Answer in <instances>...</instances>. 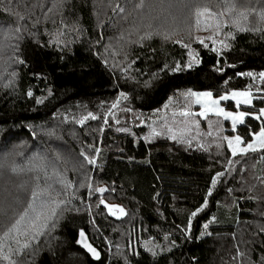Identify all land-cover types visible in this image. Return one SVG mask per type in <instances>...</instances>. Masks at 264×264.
I'll use <instances>...</instances> for the list:
<instances>
[{
    "label": "trees",
    "instance_id": "trees-1",
    "mask_svg": "<svg viewBox=\"0 0 264 264\" xmlns=\"http://www.w3.org/2000/svg\"><path fill=\"white\" fill-rule=\"evenodd\" d=\"M197 2L213 12H220L225 6L223 0ZM138 3L140 0H111L109 6V0H69L62 11L54 8L49 12L53 0H12L10 13L4 11L5 4H0V161L3 153L13 150L15 145H22L16 151L24 153L23 157H15L17 163H23L33 152L47 154L50 160L54 159V153H59L62 160L57 167L61 171L67 167L66 177L75 183L80 173L72 172V164L82 159L79 152L81 149L90 152L87 145L99 147L97 167L92 169L94 186L114 188L115 192L104 194L106 201L121 205L127 213L125 218L117 220L103 206L97 209L99 195L96 194L91 201L95 224L89 223L85 211L66 212L59 226L36 242L40 251L35 256L22 253L13 259L20 260L21 264H123L116 254V245H120L131 264H153L151 256L140 246L148 241L170 249L156 258V264H259L264 257V183H261L264 160L260 158L264 152L246 155L240 163L228 165L227 159L240 158L231 157L225 146L218 154L217 149L191 148L162 137L146 143L145 127H131L128 116L132 115L130 119H137L139 115L147 117L161 110L170 101L169 97L173 100L188 89L206 90L210 84L214 96L245 90L254 84L252 106H241L239 110L257 111L264 107V100L260 99L264 97V84L259 79L253 81L235 75L264 71V33L237 32L235 40H229L230 48L222 56H216L210 50L211 41H206L209 48L204 49L189 39L187 31H177L173 39L190 43L202 63L172 72L174 62L188 61L187 50L180 45L155 36L143 41V46L127 43L138 41L148 30L147 19L141 20V17L154 16L159 11L149 8L158 0H144L143 8H137ZM229 3L235 5L236 13L264 7V2L257 0H229ZM116 4L124 8L123 13L119 9L112 11ZM17 14L24 19L18 20ZM175 15L174 26L183 28L185 13ZM164 16L161 13L160 20L152 21L153 25L162 23ZM226 18L231 23L227 14ZM76 24L85 30L82 35L71 32ZM241 24L264 29V21L251 12L245 22L241 19ZM17 26L28 31L23 32L24 39L13 53L7 45L16 43L11 37ZM205 28L202 23L201 30L193 28L191 34L208 37L212 33ZM58 29L69 32L67 38L72 41L67 48L61 45L63 51L55 45ZM50 39L54 41L52 44ZM124 52L128 53L127 61ZM12 55L22 58L25 64L9 60ZM105 59L107 66L103 63ZM114 63L117 67H113ZM165 64L168 69H164ZM121 68H127V75L134 79H125ZM13 71L17 73L15 77L10 75ZM145 81L150 82L147 87ZM29 89L32 97L26 95ZM121 91L128 94V99H121L118 107L112 109L108 125L99 132L103 114L116 102ZM37 97L42 103H36ZM225 106L228 110H237L232 101ZM125 107L133 111H122ZM89 111L100 119H89L84 125L75 123V119ZM112 114L120 124L115 123ZM262 121L246 117L245 124L238 125L236 132L227 120L223 126L230 135L239 134L247 141L249 131H259ZM117 127H128L130 132H117ZM63 160L68 161L67 165ZM217 171H224L226 175L218 179L207 207L193 217L190 233H182L187 216L203 203L211 186V176ZM22 181L31 183L30 176L14 174L7 166L0 168V208L12 204L17 212L23 210L26 204L16 206L12 200L17 193L16 185ZM78 194L87 200L86 189H78ZM29 195L30 192L24 194L25 201ZM74 203L79 206V201ZM213 216L216 219L203 229ZM80 228H84L90 242L101 253L100 261L75 243ZM4 230V217L0 216V233ZM201 232L210 234L201 235ZM165 234H169L168 240H164ZM173 240L175 246L171 243ZM129 243L133 250L140 252L139 258L132 256L127 247ZM0 264L6 262L0 261Z\"/></svg>",
    "mask_w": 264,
    "mask_h": 264
},
{
    "label": "snow or ice",
    "instance_id": "snow-or-ice-1",
    "mask_svg": "<svg viewBox=\"0 0 264 264\" xmlns=\"http://www.w3.org/2000/svg\"><path fill=\"white\" fill-rule=\"evenodd\" d=\"M68 2L69 0H53V4L52 7L49 8V12H52L54 8L62 11ZM257 2L262 3L264 0H257ZM11 3L12 0H7L6 4L5 0H0V4H5V12H11ZM223 3L225 6L222 11L213 12L206 5L198 3L197 0H158L157 4L149 5L150 10L152 11L159 9V11L156 12V15L141 17V20L147 19L148 23L145 25V27L148 30L140 35L138 41H128L127 43H138L140 46H143V41L151 40L155 36L161 38L163 41H171L176 45H180L182 48L187 50L188 61L183 64L179 61H176L174 62V66L170 69L172 72H179L183 69H190L193 67V65H199L202 63V60L199 57V53H197L192 48L190 43H185L181 39H173L177 31H187L189 33V39L198 43V45L204 49L209 48V44L206 41H211L210 50L216 56H222L224 54V50L230 48L229 40H235L237 32L244 33L251 31L254 33H264V29L247 28L241 24V19H248V12L255 14L261 21H264V7H261L259 10H257L255 7H252L245 11L236 13L235 5L229 3V0H223ZM109 6H111V0H109ZM144 6V0H140V3L136 5L137 8H143ZM117 9H119L120 13L124 12V8L120 7L119 4H116L115 7L112 8V11L115 13ZM161 13H167V15L164 16L162 23H158L154 26L152 21L160 20ZM175 13H185L183 17V28L174 26L176 21ZM226 14L231 18V23H229V20L226 18ZM17 16L18 20L24 19V17L19 16V14H17ZM45 19H48L47 14H45ZM193 20L194 24L192 23ZM169 21H171V23H169ZM61 23L63 24V20ZM202 23L206 26L205 30H211L212 34L208 37H201L199 35L193 36L191 34L192 29L195 28L196 31H200ZM165 25L168 26L165 27ZM64 27L67 26L65 25ZM226 28L229 29V31H224ZM25 31H28L27 28L21 26H17L14 29L11 39H14L16 43L7 45L13 50V53L18 51L19 42L24 39L23 32ZM84 31L85 30L78 24L74 25L71 29V32L77 33L78 35H82ZM29 35L34 36L35 34L29 32ZM69 35V32H66L62 29L57 30V39L55 40V45L61 51H63V48H67L68 44L72 42L67 38ZM102 38L103 37L101 36V39ZM122 38L123 37L121 36L120 39ZM262 38H264V36H262ZM53 42V40H49V44H52ZM217 44H219L220 47H217ZM61 45H63V48H61ZM105 50L107 51V47ZM8 59L19 65L25 64V61L16 55H12ZM124 59L125 61L128 59L127 52H124ZM224 62L227 63L226 60ZM103 63L105 66H107V59H105ZM131 63H135V61H132ZM217 63H219V61H217ZM130 66L131 64H128V67ZM113 67H117V65L114 63ZM168 68L169 66L165 64L164 69ZM221 70L222 69L217 68V71ZM121 74L125 79H134L133 77L127 75V68H121ZM10 75L11 77H15L17 73L13 71L10 73ZM235 75L238 77L246 76L251 78L253 81L259 79L261 83L264 84V71H260L259 73H254L252 71L237 72ZM154 78H156L155 73H153V79ZM9 83H11V81H9ZM149 83V81H145L144 86L147 87ZM224 83L227 84L228 81L225 80ZM7 86L8 85H5V87ZM253 86L254 84H250L245 90L225 91L223 94L216 96H214V93L211 90L213 87L211 84L208 86V89L202 91H193L192 89H188L183 95L190 104H198L200 106V111L198 113H194L188 109H185L181 112V115L185 117V128L181 130V134L178 135L177 131L174 130V128L169 125L167 121L161 124L159 128L154 126L156 121H153L152 124L148 125L150 131L148 135L143 137V139L147 143L156 137L167 135L169 140L175 141L178 144H186L191 147L192 139L185 137L183 132L190 131V123H195L197 127H199V124L194 119L189 121V118L196 116L207 117L209 113H212L217 117H223L224 120L231 121L233 132L237 131L238 125L245 124L246 117H252L254 120H261V118L264 117V107L259 108L257 111L239 110L241 104H253V94L251 92V88ZM259 90L260 89H258V91ZM26 95L32 97L33 92L29 89ZM121 99L127 100L128 94L124 91L119 93L116 102L113 103L108 111L103 114V125L100 126L99 132L102 133L104 131V126L108 125L109 122V114L112 113V109L118 107ZM168 99L171 100L172 97H169ZM260 99L264 100V97H260ZM222 101H234L237 110H226L224 107L220 106ZM36 103H42V99L37 97ZM167 107L168 105L166 104L165 108ZM122 111L130 113L133 110L131 108L125 107L122 109ZM112 115L115 119V123L120 124V120L115 118L114 114ZM136 118L140 119V117ZM89 119L98 120L100 117L89 111L86 113V115H82L79 119H75V123L84 125L85 121ZM144 123L145 121L140 119V124ZM213 123H215L218 132L222 131L220 128V120H216L215 122L209 120V128L213 126ZM116 131L121 133H129L130 129L128 127H117ZM208 135H211V132H209ZM248 135L250 138L247 141H245L244 137L239 134L217 137L215 147L218 150V154H220V150L223 149L224 145L226 144V151L231 154V157L240 158L235 161L230 158L227 159L228 165L240 163V161L249 153L264 152V121L261 122L259 131L250 130ZM199 146L204 148L203 144H200ZM21 147L22 145L13 146V150L3 153V159L0 161V168L7 166L14 174H28L31 181V183H29V181H22L16 185L17 193L12 197L13 204L16 206L26 204L22 211L17 212L16 207H13L12 204L0 208V216L4 217L5 223V230L3 233H0V261L6 262V264H21L20 260L13 259V257H20L22 253H30L32 256H35L40 251V247L38 244H36V242L39 241L41 237H48L52 231H54L59 226V223L64 218L66 212L73 211L80 213L81 211H85L89 217V223L95 224V220L92 219L93 204L91 201L96 194L99 195V198L95 204L97 209H100L101 206H103V209L107 211L109 216L115 217L117 219L127 215L125 208L121 205L109 204L106 202L104 194L106 192H115L114 188L110 189L106 186H94L92 169L97 167V157L101 152L99 147L87 145V149L90 150V152L81 149L79 152V157L82 159H77L72 164V172L80 173V179L75 181V183L72 180L67 179V167H65L63 171L57 167V164L62 160V157L59 153H54V159L50 160L47 154L33 152L31 155L27 156L23 163H17L15 161V157L24 156L23 151H16L17 148ZM10 158L12 159L10 160ZM260 158L264 160V156H261ZM63 163L67 165L68 161L63 160ZM241 171H243V169H241ZM225 175L226 173L224 171H217L211 176V186H209L207 189V194L204 197L203 203L190 212V214L187 216V225L185 227L181 228L180 225H176L177 228H181L182 233L186 235L190 233L193 217H196L207 207L209 202L208 197L213 194V189L216 187L218 179ZM261 183H264V180H262ZM80 188L87 190V200L83 199L78 194V189ZM69 190H71V195ZM228 191L231 192L232 190L228 189ZM28 192H30V195L25 201L24 194ZM157 198L158 194L157 196L153 197L154 200ZM75 201H79V206L74 203ZM9 209H11V215H9ZM215 219V216H213L208 221V223L203 225V229H207L209 224ZM205 234L210 233L201 232V235ZM168 239L169 234H165L164 240ZM45 242L48 243L47 240ZM107 242L108 241L106 240V243ZM75 243L86 250V252L90 254L94 260L100 261L101 253L96 247L93 246L91 242H89V237L86 234L84 228L79 229L78 238L76 239ZM171 243L173 246H175L174 240L171 241ZM34 244H36L35 248L33 247ZM140 246L143 248L145 253L151 256L153 264H156V258L161 256L162 253L170 251L167 245L148 241L142 243ZM127 247L132 256L139 258L140 252L138 250H133L131 243H129ZM5 249H7V251H5ZM157 249H159V251H157ZM116 254L122 258L123 264H131V259L127 254L121 251L120 245H116ZM259 264H264V257L261 258Z\"/></svg>",
    "mask_w": 264,
    "mask_h": 264
},
{
    "label": "rangeland",
    "instance_id": "rangeland-1",
    "mask_svg": "<svg viewBox=\"0 0 264 264\" xmlns=\"http://www.w3.org/2000/svg\"><path fill=\"white\" fill-rule=\"evenodd\" d=\"M162 14L166 15L167 13H162ZM243 21L245 22L246 20H243ZM254 98H255V96L253 95V101H254ZM227 102H229V101H222L220 106L224 107L226 110H228L225 106V103H227ZM232 102H234V101H232ZM234 104H235V102H234ZM167 105H168L167 108H165V106H164L161 110L153 112L150 115H148L147 117H142L141 115L137 116V117H140V119H143L145 121L144 124H140V119H135V118L130 119V116H132V115L128 116L129 125L133 128L138 127V126L145 127L146 135H148V133L150 131L148 125L152 124L153 121H156V124L154 126H156L157 128H159V126L161 124H163L165 121H167L168 124L171 125L174 128V130L177 131V134L180 135L181 130L185 128V124H184L185 117H183L181 115V112L185 109H188L194 113H198L200 111V106L198 104H195V103L190 104L189 101L186 99V97L183 94L178 96L177 98H175L173 100H170L167 103ZM241 106L249 107L252 105L241 104L240 107ZM228 111H231V110H228ZM192 119H194L195 121L198 122L199 127H197L195 123H190V125H189L190 131L183 132V135L185 137L192 139L191 148H201L199 145L203 144L204 145L203 149H210V148L216 149L215 143L217 142L218 136H224V135L231 136L227 131L228 129H226L223 126V121H224L223 117H217L214 114L209 113L207 117L196 116L193 118H189V121H191ZM261 119L264 121V117H262ZM209 120H212L213 122H215L216 120H220L221 121L220 128L222 129V131H220V132L217 131L215 123H213V126L211 128H209V125H208ZM229 122L231 123V121H229ZM231 129H232V127H231ZM209 132H211V135H208ZM233 135H235V134H233ZM160 137L167 138V135H162ZM160 137H156V138H160ZM173 142H175V141H173ZM224 146L226 147V144ZM249 154H252V153H249ZM249 154H247V155H249ZM108 193L109 192H106V194H108ZM108 199H110V198H108ZM106 202L109 204H117V203H114L113 201H106ZM113 218L117 219L115 217H113ZM123 218H125V216L121 217L120 219H117V220H122ZM109 252H112V246L111 245H109Z\"/></svg>",
    "mask_w": 264,
    "mask_h": 264
},
{
    "label": "water",
    "instance_id": "water-1",
    "mask_svg": "<svg viewBox=\"0 0 264 264\" xmlns=\"http://www.w3.org/2000/svg\"><path fill=\"white\" fill-rule=\"evenodd\" d=\"M89 242H90V240H89ZM81 247V246H80ZM82 248V247H81ZM83 249V248H82ZM84 250V249H83ZM85 252H86V250H84ZM87 253V252H86ZM88 254V253H87ZM90 255V254H89Z\"/></svg>",
    "mask_w": 264,
    "mask_h": 264
}]
</instances>
